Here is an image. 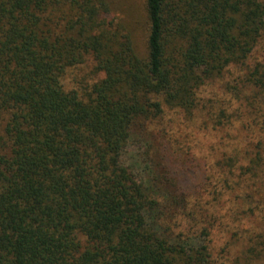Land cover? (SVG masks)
<instances>
[{"label":"trees","instance_id":"trees-1","mask_svg":"<svg viewBox=\"0 0 264 264\" xmlns=\"http://www.w3.org/2000/svg\"><path fill=\"white\" fill-rule=\"evenodd\" d=\"M143 2L0 0V264H264V0Z\"/></svg>","mask_w":264,"mask_h":264},{"label":"rangeland","instance_id":"rangeland-1","mask_svg":"<svg viewBox=\"0 0 264 264\" xmlns=\"http://www.w3.org/2000/svg\"><path fill=\"white\" fill-rule=\"evenodd\" d=\"M108 4V14L107 20L112 21L114 24H120L124 27L126 32H129L133 38L134 43L137 45L138 50L143 49L144 37L146 35V24L144 22V2L143 0H106ZM88 71V70H86ZM82 72H85L83 70ZM75 74L82 76L78 71L75 70ZM89 78H96V75L90 73ZM262 103V110L264 112V100L260 99ZM259 103V105H260ZM260 108V109H261ZM260 112L254 113L251 111H246L244 117H239L236 119L238 123L236 124L237 129L229 132V136H243L256 134L259 131V128L249 130L248 123L253 121V124H256V120L260 119ZM171 126H169L170 128ZM193 131H196V127L193 128ZM249 130V131H248ZM223 132H219L217 136H222ZM136 136L129 144L128 150L123 156V160L126 164L132 165L136 170L142 167V155L141 152H144L147 143L150 141H157L160 138L159 133L154 130L152 127L141 128L134 132ZM214 135H216L214 133ZM212 142V141H210ZM157 143V142H156ZM158 144V143H157ZM211 145H207L210 147ZM206 147V148H207ZM207 149L203 150V153H207ZM156 170V168H153Z\"/></svg>","mask_w":264,"mask_h":264}]
</instances>
